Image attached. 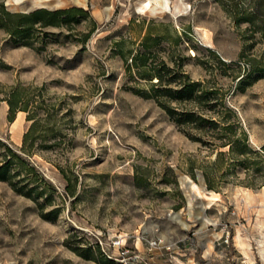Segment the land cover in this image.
<instances>
[{
	"label": "rangeland",
	"instance_id": "1",
	"mask_svg": "<svg viewBox=\"0 0 264 264\" xmlns=\"http://www.w3.org/2000/svg\"><path fill=\"white\" fill-rule=\"evenodd\" d=\"M1 1L11 12L89 15L28 38L0 28V140L20 148L31 125L26 111L10 118L7 92L20 86L38 116L54 113L47 142L57 143L28 156L55 188L50 204L0 181V264H118L108 256L118 236L133 249L161 239L153 249L179 251L180 264H264V0ZM150 25L158 62L181 65L224 101L215 110L233 136L247 134L244 164L229 146L189 138L129 74L122 53ZM210 134L203 140L221 142Z\"/></svg>",
	"mask_w": 264,
	"mask_h": 264
},
{
	"label": "trees",
	"instance_id": "2",
	"mask_svg": "<svg viewBox=\"0 0 264 264\" xmlns=\"http://www.w3.org/2000/svg\"><path fill=\"white\" fill-rule=\"evenodd\" d=\"M88 15L87 10L76 6L55 10L39 8L28 13L11 12L0 0V28L17 38L30 37L36 26L69 28L79 23L80 17ZM90 23L92 28L85 34V39L95 27L94 20L91 19ZM184 34L187 36L186 32ZM160 39V32L155 31L150 25L136 51L129 52L130 62L128 55L122 53L129 74L135 72L137 78L146 83L148 89L145 95L154 99L189 138L207 143L209 147L213 146L212 148L229 146L228 153L244 164L250 152L247 134L242 132L240 137L233 136L234 122L230 120V116L221 115L215 110L218 105L224 106V101L219 102L212 98L211 93L203 92L201 84L193 81L181 65H176L172 69L167 60L158 62L157 57L153 55V48ZM174 40L175 43H182L178 34H175ZM6 100L10 106V118H13L17 111H26L31 125L24 134L20 148L0 140V181H6L14 191L31 198L40 205V208H44L51 203L55 188L28 156L36 150L47 149L57 144L47 142L48 138L55 135V115L46 111L43 116H38L36 111L29 108V100L23 95L20 86L12 87L7 92ZM227 110L231 112V109ZM209 132L213 139H220L221 142L203 140ZM223 154L221 151L217 155ZM191 174L196 177L193 170ZM209 187L212 188L211 185ZM73 188L74 184L67 185L68 191L73 192ZM58 211L59 209L53 210L54 213ZM96 248L98 250L99 245ZM83 251L85 257H92V248H84Z\"/></svg>",
	"mask_w": 264,
	"mask_h": 264
},
{
	"label": "built area",
	"instance_id": "3",
	"mask_svg": "<svg viewBox=\"0 0 264 264\" xmlns=\"http://www.w3.org/2000/svg\"><path fill=\"white\" fill-rule=\"evenodd\" d=\"M162 242L161 239H158L153 240L149 244L151 249H153L161 246ZM112 247L114 251L108 256L118 264H141V255L135 249L127 245V236H118L113 240Z\"/></svg>",
	"mask_w": 264,
	"mask_h": 264
},
{
	"label": "crops",
	"instance_id": "4",
	"mask_svg": "<svg viewBox=\"0 0 264 264\" xmlns=\"http://www.w3.org/2000/svg\"><path fill=\"white\" fill-rule=\"evenodd\" d=\"M135 250L141 255V264H180L184 262L179 251L167 252L162 248L149 249L143 242H136ZM174 252V253H173Z\"/></svg>",
	"mask_w": 264,
	"mask_h": 264
},
{
	"label": "bare ground",
	"instance_id": "5",
	"mask_svg": "<svg viewBox=\"0 0 264 264\" xmlns=\"http://www.w3.org/2000/svg\"><path fill=\"white\" fill-rule=\"evenodd\" d=\"M198 196H199V194H198ZM217 196V195H216Z\"/></svg>",
	"mask_w": 264,
	"mask_h": 264
}]
</instances>
